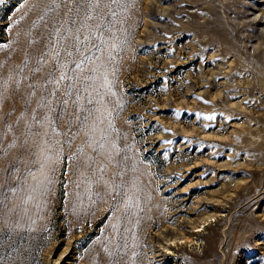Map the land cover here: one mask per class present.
Listing matches in <instances>:
<instances>
[{"label": "rangeland", "instance_id": "obj_1", "mask_svg": "<svg viewBox=\"0 0 264 264\" xmlns=\"http://www.w3.org/2000/svg\"><path fill=\"white\" fill-rule=\"evenodd\" d=\"M263 15L0 0V264H264Z\"/></svg>", "mask_w": 264, "mask_h": 264}, {"label": "bare ground", "instance_id": "obj_2", "mask_svg": "<svg viewBox=\"0 0 264 264\" xmlns=\"http://www.w3.org/2000/svg\"><path fill=\"white\" fill-rule=\"evenodd\" d=\"M263 18H264V15H263ZM263 24V23H262Z\"/></svg>", "mask_w": 264, "mask_h": 264}, {"label": "snow or ice", "instance_id": "obj_3", "mask_svg": "<svg viewBox=\"0 0 264 264\" xmlns=\"http://www.w3.org/2000/svg\"><path fill=\"white\" fill-rule=\"evenodd\" d=\"M63 78V77H62Z\"/></svg>", "mask_w": 264, "mask_h": 264}]
</instances>
